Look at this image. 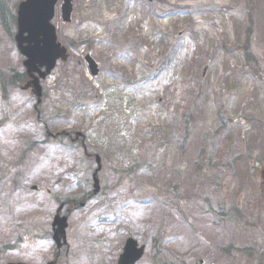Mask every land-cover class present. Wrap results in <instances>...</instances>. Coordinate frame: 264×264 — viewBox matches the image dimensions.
Masks as SVG:
<instances>
[{"label":"rangeland","instance_id":"obj_1","mask_svg":"<svg viewBox=\"0 0 264 264\" xmlns=\"http://www.w3.org/2000/svg\"><path fill=\"white\" fill-rule=\"evenodd\" d=\"M53 22L74 44L40 103L0 25V264L52 258L61 204L55 264H114L128 235L136 264H264V0H73Z\"/></svg>","mask_w":264,"mask_h":264},{"label":"water","instance_id":"obj_2","mask_svg":"<svg viewBox=\"0 0 264 264\" xmlns=\"http://www.w3.org/2000/svg\"><path fill=\"white\" fill-rule=\"evenodd\" d=\"M56 0H25L20 3L18 9V31L15 35L18 47L22 54L27 58L24 65L32 78L25 87L33 86V91L40 96L41 87L39 77H44L46 73L54 66L57 58H66V49L56 41L55 27L50 23L53 16V6ZM63 19L70 20L72 10L71 0H63L62 6ZM27 33V35H24ZM24 43H26L24 45ZM90 70L93 74L97 73V63L86 55ZM45 65L46 71H41L39 67ZM33 72H37L38 76ZM95 191L98 190V180L95 178ZM55 236L64 234L66 226V217L55 215L53 226ZM144 246H138V243L132 237H128L124 243L122 253L116 264H134L143 255ZM8 264H26L23 262Z\"/></svg>","mask_w":264,"mask_h":264},{"label":"trees","instance_id":"obj_3","mask_svg":"<svg viewBox=\"0 0 264 264\" xmlns=\"http://www.w3.org/2000/svg\"><path fill=\"white\" fill-rule=\"evenodd\" d=\"M16 21V14L15 11L12 12L9 9L8 4L6 3L5 0H0V25L3 27L5 32L9 35L12 36L13 34V27L15 25ZM251 21L249 22L248 26L245 29V40L241 45V49L244 50L243 54L246 60H253L251 57L250 49H249V43H250V33H251ZM249 60V61H251ZM26 78V75L24 72L18 73L16 72L15 75H11V84L16 85L17 81L22 83Z\"/></svg>","mask_w":264,"mask_h":264}]
</instances>
